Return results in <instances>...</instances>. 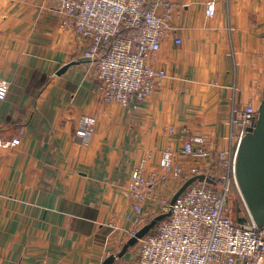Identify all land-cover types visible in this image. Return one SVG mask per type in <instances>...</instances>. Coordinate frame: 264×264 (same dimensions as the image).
Returning <instances> with one entry per match:
<instances>
[{
  "label": "crops",
  "instance_id": "1",
  "mask_svg": "<svg viewBox=\"0 0 264 264\" xmlns=\"http://www.w3.org/2000/svg\"><path fill=\"white\" fill-rule=\"evenodd\" d=\"M145 1L165 3L158 10L168 8L175 34L156 54L161 86L123 108L98 100L95 69L82 59L88 42L60 27L52 2L0 0V78L9 84L0 101V264H100L118 254L128 231L153 218L131 215L132 170L150 154L146 173L160 174L167 149L184 172L195 166L181 155L182 130L229 162L241 110L264 100V0ZM84 117L94 120L87 142ZM173 180L157 198L171 200L184 178ZM129 255L113 264H136Z\"/></svg>",
  "mask_w": 264,
  "mask_h": 264
},
{
  "label": "built area",
  "instance_id": "2",
  "mask_svg": "<svg viewBox=\"0 0 264 264\" xmlns=\"http://www.w3.org/2000/svg\"><path fill=\"white\" fill-rule=\"evenodd\" d=\"M49 1L58 9L60 27L72 29L76 36L88 42L82 59L95 69L99 101L128 108L134 103L143 104L154 89L161 86L165 73L156 64V54L162 42L175 34L168 8L165 7L161 15L156 13L165 3L149 4L145 0ZM205 14L207 17L214 15V2L206 5ZM181 43L178 38L174 40L177 46ZM8 89V82L0 78V101L6 99ZM256 117L257 112L252 106L241 110L234 152L229 162L225 161L223 172L219 171L223 154L214 156L206 149L202 135L186 134L183 130L179 136L181 155L193 158L195 166L184 172L174 163L173 153L167 149L162 153L160 174L146 173L150 154L132 170L127 190L131 215L140 219L146 214L155 218L169 213L137 241L134 246L136 264H263L264 228H257L249 216L245 222L234 223L229 207L230 184L236 186L234 158L237 146ZM93 124L92 118H82L80 130L84 142L92 134ZM11 143L16 145L18 142ZM198 175L210 178L215 185L195 181L173 205L157 198L161 184L183 177L180 188ZM125 217L130 221V215ZM137 231L129 230L128 239Z\"/></svg>",
  "mask_w": 264,
  "mask_h": 264
},
{
  "label": "water",
  "instance_id": "3",
  "mask_svg": "<svg viewBox=\"0 0 264 264\" xmlns=\"http://www.w3.org/2000/svg\"><path fill=\"white\" fill-rule=\"evenodd\" d=\"M70 65L60 68L56 75H62ZM256 112L255 123L246 128L237 146L234 158V179L248 216L257 228L262 229L264 228V100L260 102ZM195 181L215 185L213 180L204 175L192 177L180 186L171 198L170 205H173L184 190ZM168 216L169 213H166L153 218L140 228L134 237L127 240L118 254L108 256L100 264H113L117 259H121L139 239Z\"/></svg>",
  "mask_w": 264,
  "mask_h": 264
},
{
  "label": "rangeland",
  "instance_id": "4",
  "mask_svg": "<svg viewBox=\"0 0 264 264\" xmlns=\"http://www.w3.org/2000/svg\"><path fill=\"white\" fill-rule=\"evenodd\" d=\"M160 12L161 11L158 10L156 12L157 15H161L162 13H160ZM77 38L81 41H86V40H83L81 37L77 36ZM155 90H157V89L155 88ZM255 110L257 111V109H255ZM228 134H229V126H227V136L226 137H222V136L219 137L221 139L222 148H224V149L225 148L227 149ZM234 141L236 142V140H234ZM221 166H222V168H220L219 171L223 172V168L225 169V167H226V162L225 161L222 162ZM229 207H230V216H231V219L234 223L235 222L238 223V222H240V220H242L244 222L247 221V219H248L247 211H246L245 206L243 204V201L240 197L239 191L237 190V187L233 183L230 184ZM127 252L130 254L129 256H131V260L133 262H135L136 247L129 249Z\"/></svg>",
  "mask_w": 264,
  "mask_h": 264
},
{
  "label": "trees",
  "instance_id": "5",
  "mask_svg": "<svg viewBox=\"0 0 264 264\" xmlns=\"http://www.w3.org/2000/svg\"><path fill=\"white\" fill-rule=\"evenodd\" d=\"M242 222H244V221L240 220V222H238V223H242ZM235 223H236V222H235Z\"/></svg>",
  "mask_w": 264,
  "mask_h": 264
}]
</instances>
